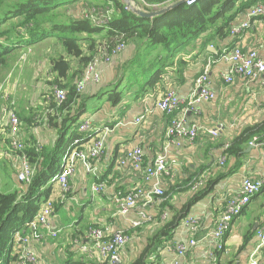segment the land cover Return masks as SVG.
I'll use <instances>...</instances> for the list:
<instances>
[{
  "label": "crops",
  "instance_id": "0c3cea01",
  "mask_svg": "<svg viewBox=\"0 0 264 264\" xmlns=\"http://www.w3.org/2000/svg\"><path fill=\"white\" fill-rule=\"evenodd\" d=\"M104 0H89L81 2L79 8L86 10L93 3ZM125 1V0H124ZM145 0H132L138 5ZM183 1L176 0L175 2ZM174 3V2H173ZM112 5V1L109 0ZM74 7L75 11L79 9ZM248 8L240 12L234 23L240 24L248 19ZM220 23V22H218ZM251 27L242 33L218 39L215 32L218 24L204 32L196 40L186 45L175 58V62H185L183 74L177 78L178 73L170 68L165 78L167 86L163 90L148 88L144 93H135L124 96L120 102L106 100L104 95L97 93L107 92L110 85L118 81L124 74L130 71H138L142 67L143 57L154 56L158 49L151 48L144 41L131 38L126 49L116 56L112 63L103 65L101 79L98 82H90L83 96H91L86 101L92 108L88 118L91 129L86 132L89 138L83 144L87 150L92 141L105 135V150L102 157L91 160L95 171H89L87 166L78 161L76 169L71 177L72 190L67 199H60L61 186L55 187L54 197L57 196L60 205L52 216V223L58 235L46 236L40 240H31L30 247L39 257V264H105V261L97 253L84 251L82 247L89 245L88 230L91 225L121 228L129 236V241L122 248L121 264H133L136 256L150 243V239L166 222L171 219L175 208L189 205L184 217L175 229L170 240L161 243L159 249L152 253L150 264H173L177 256L176 246L179 243L189 245L190 239L196 241L190 246L185 255L179 257L180 264H250L253 258L258 264H264V248L260 247L257 228L264 222V189L252 196L251 202L243 213L236 219L226 236L225 249L216 252V259L209 256L214 247V238L211 231L216 225L217 217L226 204L228 196L237 193L243 184V177L249 175L253 178L264 177V152L262 148L252 143V138L242 145L241 152L234 154L227 151L226 144L232 145L234 138L246 127L254 124H262L264 121V83L263 77L254 79L236 78L231 84L223 83V76L230 70V62L223 61L216 54L222 52L228 44L240 46L245 49H257L260 56L264 57V17L251 21ZM100 39V36L98 37ZM214 47L215 51L209 49ZM232 48V46H231ZM30 54L35 53L33 47H28ZM141 64L140 67L137 64ZM178 64V63H177ZM15 66V65H14ZM177 68V65H174ZM8 75L9 79H3L0 86V175L8 172L11 180H1L5 191H13L23 188L18 180V155L11 153L9 145L8 118L11 105L18 104L19 110L28 108L22 101H30L32 95H21L17 100L11 96V89L20 84V79L12 86L13 71ZM208 68L210 85L216 91L217 97L213 100L198 103V111H188L190 123L201 126V131L193 144L182 146H169L167 158L170 162V170L162 178V186L170 193L164 198L156 199L151 205L145 207L151 215V219L139 226L134 221L139 219L138 212L142 207L132 209L127 215L118 212L117 203L113 201V194L117 189L130 190L145 182L139 171L132 164H120V158L130 148L141 146L143 148L144 161L150 164L157 154L167 147V122L168 116L155 105L156 101L170 86H175L182 97H188L195 89V79ZM10 69L7 68V70ZM7 76V77H8ZM15 80V78H14ZM13 80V81H14ZM5 92L8 94L4 95ZM86 92V94H84ZM137 93V92H136ZM11 101V102H10ZM21 107V108H20ZM143 116L139 124L134 120ZM21 138L26 140L32 136L42 144H53L57 137V129L43 123L42 118L34 117L30 126H23ZM105 127L112 128L105 133ZM221 127L216 137L208 134V128ZM226 155L225 163L220 164L219 159ZM204 176L208 190L193 203L189 199L194 191L190 188V180L195 176ZM95 181H103L106 188L102 193L92 194V186ZM165 214L167 216L165 217ZM195 215L201 217L203 226L201 230L192 235L185 225V218ZM251 233L246 242L245 236ZM16 241L18 235H15Z\"/></svg>",
  "mask_w": 264,
  "mask_h": 264
},
{
  "label": "trees",
  "instance_id": "16d2710c",
  "mask_svg": "<svg viewBox=\"0 0 264 264\" xmlns=\"http://www.w3.org/2000/svg\"><path fill=\"white\" fill-rule=\"evenodd\" d=\"M86 1L89 0H0V71L9 68L21 55L27 53L28 47L35 50L31 58H42L43 63L48 62V73L53 79L47 82L51 92L47 90L49 92L44 93L48 112L43 117V123L57 129L53 144L41 143L42 147L39 148L36 145L37 139L32 136L26 139L24 150L15 151L25 153L36 171L30 183L22 182L23 188L0 191V264H21L23 245L20 240L16 241L15 235L28 234L26 222L36 216L45 202L52 200L56 204L55 210L60 205L57 196L54 197L55 187L60 184L54 177L64 170L62 158L66 149H82L89 138V134L81 131L79 125L82 114L87 111L86 101L91 96H83L76 88V81L98 48L101 45H115L122 38L128 41L135 37L154 50L158 49L154 56L143 57L142 66L137 64L142 67L140 70L130 71L113 83L114 89L108 93L114 102H120L131 92L138 95L148 88L164 90L167 86L165 74L170 68L177 71V78L183 74L185 62L179 60L177 64L175 58L187 44L217 24L215 37L224 40L230 32L229 23L243 9H249L261 0H201L192 6L177 5L153 18L137 15L126 8L124 0H110L115 11L106 26H97L90 18L84 17L86 11L80 9L78 4ZM175 1L145 0L139 6L144 10H154ZM72 4H76L79 9L75 11ZM108 5H111L109 0H104L91 6ZM231 46L234 47L233 42L227 45L230 49ZM221 53L216 55L220 56ZM2 80L0 77V86ZM54 85L67 91L65 101L59 105L54 98ZM34 111L32 106L17 111L21 131L23 126H30L34 122L38 114ZM254 137L259 141L264 140V121L246 127L234 138L227 151L234 154L241 152L242 145ZM77 139L79 142L75 143ZM208 187L206 184L195 190L189 203L197 201ZM169 193L165 190L163 197ZM188 208L189 205L175 208L171 219L152 236L150 243L136 256L133 264H150L152 253L159 249L163 241L170 240ZM250 237L251 233L245 236L242 249ZM79 264H84V260H80Z\"/></svg>",
  "mask_w": 264,
  "mask_h": 264
},
{
  "label": "built area",
  "instance_id": "2783aa9c",
  "mask_svg": "<svg viewBox=\"0 0 264 264\" xmlns=\"http://www.w3.org/2000/svg\"><path fill=\"white\" fill-rule=\"evenodd\" d=\"M201 0H185L187 6L197 4ZM136 7L141 8L137 3L132 2ZM129 9V7H126ZM114 7L108 5L107 7L92 6L88 12L84 14L85 18H90L97 26H106L108 21L112 19L114 14ZM248 19L242 21L240 24L229 23L230 33L235 36L242 33L246 28L251 27V21L264 17V0L252 5L247 11ZM123 37V36H122ZM128 45V41L124 38L118 40L115 45H101L98 52L93 56V59L87 64L85 72L80 80L76 81V88L80 93H83L87 88L86 85L90 81L98 82L100 80V71L98 65L101 61L109 62L112 58L123 52ZM223 61L230 62V70L223 76L224 84H231L236 78L241 79H254L262 76L264 83V57L260 56L257 49H245L240 46L233 48L225 47L219 56ZM195 89L190 96L182 97L175 86H170L156 101L155 105L168 116L166 138L167 147L163 152L155 156L150 164L145 163L143 156V148L135 146L130 148L121 158L120 164L132 166L141 173L144 185H137L130 190L117 189L112 198L117 203L118 212L122 215H127L132 209L142 207L138 212L139 219L134 221L135 226H139L144 222L151 219V215L145 210V207L155 202L154 200L163 198L165 189L162 186V178L169 173L170 162L167 158V149L169 146H182L184 144H193L201 126L196 123H190L188 120V111H198L196 107L198 103L213 100L217 97V93L210 85V78L208 68H206L196 79ZM54 98L57 104H61L67 97L66 89L54 85L53 87ZM8 128H9V141L10 151L5 154L16 153L18 155V171L17 177L20 182L30 183L35 175L36 167L31 165L25 153H17L15 151L24 150L27 141L21 138L20 117L14 109L9 110ZM143 116H138L135 124H139ZM90 120L80 122V130L88 132L92 126ZM105 133L111 132L112 128L105 127ZM221 127L208 128L207 132L212 137L219 135ZM79 140H75V143ZM252 143L259 145L264 152V140L259 141L254 137ZM105 135L97 137L92 141V144L85 149H73L66 152L62 158L64 162V170L54 177L61 186L60 199H67L68 194L72 190L71 177L76 169L78 161H82L89 171H95L91 160H97L102 157L105 150ZM36 145L40 148L41 142L37 140ZM230 144H226L225 148H229ZM226 155L219 159L220 164H224ZM53 179V180H54ZM206 185L204 176H196L191 182L190 186L193 191L199 190ZM106 188L103 181H95L92 186V194L102 193ZM264 189V177L253 178L249 175L243 177V184L241 189L228 196L224 208L217 217L216 225L211 231L212 238H214V247L210 251L209 256L216 259V252L224 251L225 239L230 232L233 223L243 213L247 205L251 202L252 196L260 193ZM56 204L52 200L44 203L42 209L36 213V216L27 221L26 225L29 232L26 235L17 233L18 240L23 245L21 254V264H39V257L35 251L30 247L31 240H40L50 235L56 237L58 230H55L52 223V216L55 213ZM165 217L167 214H165ZM185 225L192 235H195L201 230L203 226V219L199 216L190 215L185 219ZM256 237H258L260 247L264 248V222L257 228ZM89 245H84L82 249L90 253H97L102 260L107 264H121V251L122 248L129 241V236L121 229H111L110 227H102L96 224L91 225L88 230ZM196 241L190 239L189 245L186 243H179L176 246L177 256L173 264H180V258L187 253L190 246L195 245ZM254 253L251 255L252 260L250 264H258V261L253 258Z\"/></svg>",
  "mask_w": 264,
  "mask_h": 264
},
{
  "label": "rangeland",
  "instance_id": "374dc122",
  "mask_svg": "<svg viewBox=\"0 0 264 264\" xmlns=\"http://www.w3.org/2000/svg\"><path fill=\"white\" fill-rule=\"evenodd\" d=\"M71 6L73 8L78 7L76 4H72ZM91 7L92 6H89V8H91ZM89 8H87L85 11L88 12ZM31 56H32V54H30L29 52L21 55L15 62L12 63V65L10 66V69H8V70L7 69H4V70L1 69L0 77H2L4 75L3 79L6 78L5 82H7V80L9 79L8 75L12 72L13 67H15L14 71H13L12 82H11L10 86H12V84H14V82L16 81V78H19L21 83L20 84L18 83L17 87H14V89H11L10 94H11L12 98L15 95L16 99L18 100L21 95H23L24 97L28 96L29 94L32 95L30 101H27V100L25 102L22 101L21 105L22 104H24V105L26 104V106L31 105L35 109L34 112L38 113L36 116L38 118H42V121H43V117L48 112V110L46 108L48 103H46L44 100V97H45L44 93L49 92V91L51 92L50 86L48 85L47 82L49 80H52L53 78L51 79V77L48 73V69H47L48 62L43 63L41 61L42 58H37L35 60V59L31 58ZM113 60H114V57L109 62L101 61L99 63L98 68L100 71V79H101V75H102L101 66L109 65V63H112ZM84 72H85V70L83 71V73ZM83 73H82V75H83ZM82 75H81V77H82ZM81 77H79L78 80H80ZM14 78H15V80H14ZM90 82H95V81H90ZM89 84L90 83H88L86 85V87ZM113 89H114V84L110 85L109 90L107 92H104V94H102V96L104 95V98H106V100L114 102V100L111 98V96H109L110 93H108V92H112L111 90H113ZM47 90H49V91H47ZM132 93L133 92H131V94ZM6 94H8V92L4 93V95H6ZM84 94H86V92ZM10 106L13 109L14 108L17 109V111L19 110L17 103L14 105L10 104ZM88 108H89L88 111L84 112L82 114L81 118H88L87 116L92 111V108L89 105H88ZM8 174H9L8 172H5V173H3V175H0V191H5V189L2 186L1 180H11V178H12V176L11 175L9 176Z\"/></svg>",
  "mask_w": 264,
  "mask_h": 264
},
{
  "label": "water",
  "instance_id": "95a60500",
  "mask_svg": "<svg viewBox=\"0 0 264 264\" xmlns=\"http://www.w3.org/2000/svg\"><path fill=\"white\" fill-rule=\"evenodd\" d=\"M125 3H126V7H129V9L132 10L133 12H135L137 15H139L141 17L153 18V17L159 16V15L165 14L167 11L171 10V8H174L177 5H180V4L184 5L185 0L170 3L163 8L154 9V10H144V9L138 8L134 4H132V0H125ZM209 49L212 51H215L214 47H212V46H209Z\"/></svg>",
  "mask_w": 264,
  "mask_h": 264
}]
</instances>
